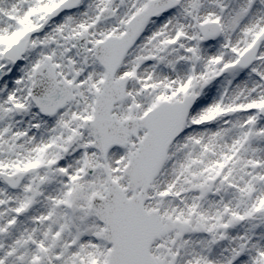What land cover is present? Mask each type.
Returning a JSON list of instances; mask_svg holds the SVG:
<instances>
[{"label":"snow or ice","instance_id":"1","mask_svg":"<svg viewBox=\"0 0 264 264\" xmlns=\"http://www.w3.org/2000/svg\"><path fill=\"white\" fill-rule=\"evenodd\" d=\"M0 264H264V0H0Z\"/></svg>","mask_w":264,"mask_h":264}]
</instances>
